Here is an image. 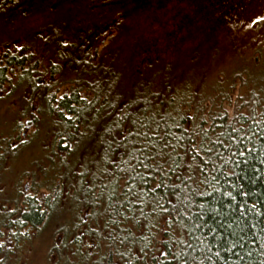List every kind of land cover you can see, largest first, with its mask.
<instances>
[{
  "label": "trees",
  "instance_id": "1",
  "mask_svg": "<svg viewBox=\"0 0 264 264\" xmlns=\"http://www.w3.org/2000/svg\"><path fill=\"white\" fill-rule=\"evenodd\" d=\"M199 1L198 26L211 34L205 42L212 38L214 53L224 32L264 27L256 0ZM89 35L45 43L56 46L60 65L56 60L40 67L26 48L21 55L0 56V101L5 86L12 92L7 100L14 86H26L41 100L39 113L54 120V154L61 162L70 160L69 183L62 180L70 197L93 215L102 209L101 233L85 231L89 254L80 245L87 264H264V80L256 83L248 66L236 68L230 78L214 75L210 92L224 90L230 98L240 87L250 95L246 108L230 116L223 107L199 106L193 78L184 74L179 84L164 63L135 60L130 67L133 61L100 59L108 46L81 50ZM66 49L74 76L68 80L62 76ZM42 73L52 76L49 82ZM59 74L70 86L56 99L50 94ZM9 140L0 130V161ZM80 146L86 153L82 160L75 155ZM82 197H88L84 203ZM23 204L13 229L26 236V226L38 227L45 213L36 196H26ZM9 223L0 200V238ZM1 240L0 264H5Z\"/></svg>",
  "mask_w": 264,
  "mask_h": 264
},
{
  "label": "rangeland",
  "instance_id": "2",
  "mask_svg": "<svg viewBox=\"0 0 264 264\" xmlns=\"http://www.w3.org/2000/svg\"><path fill=\"white\" fill-rule=\"evenodd\" d=\"M256 1H253L257 7L256 14L264 17V0ZM199 3V0H0V56L7 51L21 55L26 48L29 49L26 55L34 56L40 67L56 60L60 65L63 60L55 58V54L59 55L56 46L45 43L62 38V43L66 44L69 39L77 41L81 34L89 32L81 50L93 46L99 52L103 45L108 46L100 54V59L106 55L126 65L133 61L130 67L135 62L140 65L164 63L170 69V76L180 81L179 84L184 82L185 75L193 78L197 92L195 101L199 106L223 107L232 116L234 111L246 108L250 96L248 90L237 87L228 98L224 90L210 92L209 88L215 84L214 75L219 72L230 78L236 68L246 66L251 76L257 74L256 83L263 82L264 27L259 31L224 32L227 36L219 35L216 46L219 45L220 49L214 53L212 38L205 42L211 34H203L198 26ZM250 15H245L246 24L251 20ZM72 24L75 31H65ZM63 34L64 39L60 37ZM206 45L203 58L202 48ZM256 47L261 49V55H256ZM63 53V64L67 65L69 52L66 49ZM70 72L68 67L61 75L68 80L74 77ZM203 75L202 86L205 88L200 86ZM59 76L54 77L50 94L56 99L70 86L58 80ZM50 77L47 73L40 76L47 82ZM10 79L17 81L14 77ZM9 87L5 86V94L0 101V130L5 141L10 139L0 161V200L5 203V216L10 221L2 229L0 238L5 243L6 263L87 264L82 248L85 241L91 242L90 237L83 238V234L91 229L101 233L102 209L96 208L98 213L93 215L90 210L82 208L81 203L73 202L71 189L62 182L66 179L69 183L66 169L71 165L70 160L61 162L54 154V120L39 113L41 100L29 95L26 86H14L16 92L7 100L12 93ZM16 128L19 133H14ZM81 147L75 155L82 160L86 153ZM27 189L36 196L45 215L38 227L26 226V240L20 249H16L13 242L9 244V236L14 235L13 227L24 211ZM82 193L80 196L84 195ZM85 198L82 197L83 203ZM46 199L49 206L45 205ZM95 242L97 244L98 241Z\"/></svg>",
  "mask_w": 264,
  "mask_h": 264
},
{
  "label": "flooded vegetation",
  "instance_id": "3",
  "mask_svg": "<svg viewBox=\"0 0 264 264\" xmlns=\"http://www.w3.org/2000/svg\"><path fill=\"white\" fill-rule=\"evenodd\" d=\"M26 196H30V197H34L33 195H31L30 193H29V190L27 189V191H26V194H25V197ZM13 234L14 235H11V236H9V244H11L12 242L14 243V245L15 246H17V248L16 249H20L21 247H22V245H23V243L25 242V240L26 239H24V232H21L19 235H17V233H16V230H14L13 229ZM26 233V232H25ZM85 233V232H84ZM83 234V233H82ZM86 238V239H88L87 237H86V235H84L83 234V238ZM83 247H84V249H83V251L84 252H86V253H88V250H89V243H88V241H85V244L83 243ZM15 252V251H14ZM5 264H10L9 262L8 263H6V260H5Z\"/></svg>",
  "mask_w": 264,
  "mask_h": 264
},
{
  "label": "snow or ice",
  "instance_id": "4",
  "mask_svg": "<svg viewBox=\"0 0 264 264\" xmlns=\"http://www.w3.org/2000/svg\"><path fill=\"white\" fill-rule=\"evenodd\" d=\"M261 19H264V17H261ZM253 22H255V21H253Z\"/></svg>",
  "mask_w": 264,
  "mask_h": 264
}]
</instances>
